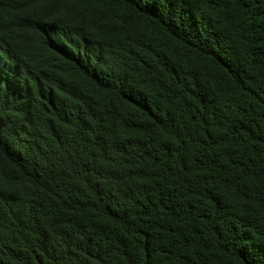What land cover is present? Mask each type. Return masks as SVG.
<instances>
[{
	"label": "trees",
	"instance_id": "obj_1",
	"mask_svg": "<svg viewBox=\"0 0 264 264\" xmlns=\"http://www.w3.org/2000/svg\"><path fill=\"white\" fill-rule=\"evenodd\" d=\"M0 264H264V0H0Z\"/></svg>",
	"mask_w": 264,
	"mask_h": 264
}]
</instances>
